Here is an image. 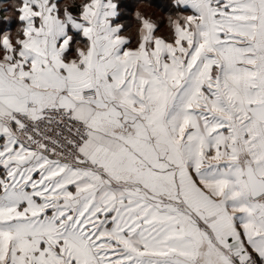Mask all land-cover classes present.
Wrapping results in <instances>:
<instances>
[{
	"label": "snow or ice",
	"instance_id": "1",
	"mask_svg": "<svg viewBox=\"0 0 264 264\" xmlns=\"http://www.w3.org/2000/svg\"><path fill=\"white\" fill-rule=\"evenodd\" d=\"M174 2L135 28L113 0L19 6L0 264H264V0Z\"/></svg>",
	"mask_w": 264,
	"mask_h": 264
},
{
	"label": "trees",
	"instance_id": "2",
	"mask_svg": "<svg viewBox=\"0 0 264 264\" xmlns=\"http://www.w3.org/2000/svg\"><path fill=\"white\" fill-rule=\"evenodd\" d=\"M8 2L10 0H2ZM69 1V2H65ZM63 3V0H61ZM65 3H68L66 7H74L78 9V4L76 5L77 0H64ZM118 9L121 11L116 22L124 24L126 26L138 27V23L135 21L134 13L136 10H139L147 17H150L156 21L161 27L166 24V17L169 15H175L178 11H186L176 6L174 0H120L118 2ZM13 13L16 10L13 8ZM19 21L11 16L9 21L5 23L2 28L9 29L17 26ZM4 29L0 30L3 31Z\"/></svg>",
	"mask_w": 264,
	"mask_h": 264
},
{
	"label": "crops",
	"instance_id": "3",
	"mask_svg": "<svg viewBox=\"0 0 264 264\" xmlns=\"http://www.w3.org/2000/svg\"><path fill=\"white\" fill-rule=\"evenodd\" d=\"M119 1L120 0H113V2L116 4V16L110 18V20L113 24L117 23L116 20L119 17V13H121V11H119V9H118V2ZM51 2H53V0H50V3ZM55 2L57 3L58 6L60 4H62L61 0H55ZM65 2H69V1H65ZM65 2H64V5L66 7L68 5V3H65ZM22 3H23V0H15V4L17 5V7H13V0H10L8 2L0 0V27H1V25L4 26L5 23L7 21H9L11 16H14V18H16L19 21V24L17 26H14L12 28L9 27V29L8 28L7 29L2 28L4 30L0 31V37H2L5 32L11 33L13 36H22V32L20 31V29L24 26L25 22L19 19L20 12L18 11V8ZM175 5L180 7L177 3H175ZM33 7L35 8V5H33ZM13 8L16 10L15 13L12 12ZM181 9H184L186 11H191V9H189L187 7V5H185ZM68 28L71 29V24L68 25ZM72 31L76 32V33L81 32V30H77V29H72ZM80 38L82 40H86V38H84L82 36Z\"/></svg>",
	"mask_w": 264,
	"mask_h": 264
},
{
	"label": "clouds",
	"instance_id": "4",
	"mask_svg": "<svg viewBox=\"0 0 264 264\" xmlns=\"http://www.w3.org/2000/svg\"><path fill=\"white\" fill-rule=\"evenodd\" d=\"M13 7H17V5L15 4V0H13Z\"/></svg>",
	"mask_w": 264,
	"mask_h": 264
}]
</instances>
